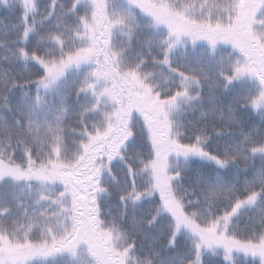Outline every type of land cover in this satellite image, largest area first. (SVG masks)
<instances>
[{"label":"snow or ice","instance_id":"snow-or-ice-1","mask_svg":"<svg viewBox=\"0 0 264 264\" xmlns=\"http://www.w3.org/2000/svg\"><path fill=\"white\" fill-rule=\"evenodd\" d=\"M0 264H264V0H0Z\"/></svg>","mask_w":264,"mask_h":264}]
</instances>
